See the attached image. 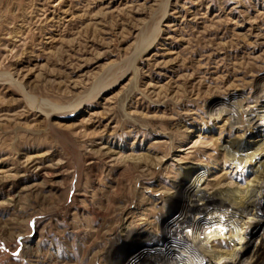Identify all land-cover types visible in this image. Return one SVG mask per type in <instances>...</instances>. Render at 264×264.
<instances>
[{
  "label": "rangeland",
  "instance_id": "rangeland-1",
  "mask_svg": "<svg viewBox=\"0 0 264 264\" xmlns=\"http://www.w3.org/2000/svg\"><path fill=\"white\" fill-rule=\"evenodd\" d=\"M263 174L264 0H0V264H264Z\"/></svg>",
  "mask_w": 264,
  "mask_h": 264
},
{
  "label": "bare ground",
  "instance_id": "bare-ground-1",
  "mask_svg": "<svg viewBox=\"0 0 264 264\" xmlns=\"http://www.w3.org/2000/svg\"><path fill=\"white\" fill-rule=\"evenodd\" d=\"M259 90V89H258ZM261 90V89H260ZM241 149V148H240ZM264 175V174H263ZM216 194H215V196H213V197H211V202H217V200H222V201H227L225 198H224V196H223V193L222 192H220V191H216L215 192ZM220 196V199L219 198H217V197H219ZM222 197V198H221ZM213 198V199H212ZM207 202V199L205 200V199H201V198H194L193 200H192V202H191V204H193V205H200V204H204V203H206ZM219 202V201H218ZM209 203V202H208ZM232 203V205L234 206V208L233 209H229V210H226V209H224V208H222L221 206H216L215 208H219L220 210H223V211H227V212H230L234 217H238L239 215L240 216H242V214H241V211L240 210H237L235 207H242L243 208V206H246V205H244V203H248L247 205L248 206H253L254 208V210H257V214H258V216H260V218H261V216H263L264 215V204H259V203H255V201L253 202V203H251L250 202V200L247 202H245L244 200H241L240 201V203H238V201H237V199H234L233 200V202H231ZM177 207H179V205L177 206ZM253 213H255L254 211H253ZM200 214V218H201V220L200 221H198L197 223H201V222H205L204 224H209V222H206V220H208V218H207V215H208V213H205V212H200L199 213ZM206 217V218H205ZM196 218V217H195ZM257 218V217H256ZM198 220V219H197ZM197 220H195L194 219V223H196V221ZM203 220V221H202ZM205 220V221H204ZM184 223H186V222H184ZM184 223H182V226L181 227H185L183 224ZM258 223L260 224V223H262V221L259 219L258 220ZM255 224V223H254ZM253 224V225H254ZM186 225V224H185ZM252 225V226H253ZM127 228L128 227V225H123V228ZM190 229H189V227H188V229L187 228H185V229H183L182 231H180V235H182V237H183V239H185V238H187V236H189L188 234H185V232H188ZM125 231V230H124ZM122 234L124 233L123 231L121 232ZM124 234H126V233H124ZM114 241V240H113ZM115 243V242H114ZM248 243H250V242H248ZM113 247V246H112ZM196 247H198V246H194V247H192L195 251H196V253L198 254V255H202V256H204L205 257V259L206 258H208V259H210V258H215V257H218L219 258V264H223V262H224V255H223V253H221V252H215L214 250L211 252V250L209 251V249H208V247H203L202 249H200L199 247L198 248H196ZM220 251V250H219ZM113 253H114V251H112ZM259 252V251H258ZM244 253H245V248H244ZM235 254V253H234ZM259 254V253H258ZM111 255H113L112 253L110 254V256ZM161 255V254H160ZM109 256V255H108ZM107 256V257H108ZM260 256V255H259ZM256 258H259L258 256H257V254H256V256H255ZM160 259H158L161 263H163V260L164 259H162V256H160L159 257ZM244 258V254L242 253L241 255H240V257L234 262V263H231V264H239V262H241V260ZM111 260V259H110ZM114 262H115V260H114ZM257 262H258V260L254 263V264H257ZM110 263V262H109ZM111 263H112V260H111ZM112 264H114V263H112ZM136 264H138V263H136ZM148 264V263H147ZM149 264H151V263H149ZM225 264V263H224ZM228 264V263H227Z\"/></svg>",
  "mask_w": 264,
  "mask_h": 264
}]
</instances>
